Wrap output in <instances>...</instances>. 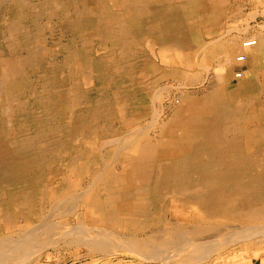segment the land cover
<instances>
[{
  "label": "rangeland",
  "instance_id": "rangeland-1",
  "mask_svg": "<svg viewBox=\"0 0 264 264\" xmlns=\"http://www.w3.org/2000/svg\"><path fill=\"white\" fill-rule=\"evenodd\" d=\"M102 2L0 0V88L13 82L18 86L16 97L13 94L8 98L6 93L2 94L4 89L0 92V242L13 245L24 240L27 255L24 261H19L5 252L8 259L0 264H162L161 256L157 262L150 261L141 251L130 255L124 246L129 240L150 242L156 234H163L161 229L166 231L173 226L176 237L183 238L182 246L185 243L190 249L195 243L201 247L218 246L231 231L254 226L231 219L233 214L226 217L212 214L216 206L208 203L216 195L208 192L206 198L202 189L207 185L213 187L211 182L217 180L228 182L226 187L235 190L237 201L244 199V205L251 204L249 213L256 220L252 224L264 225V210L258 204L261 199L264 201V146L250 145L247 151L242 136L244 132L256 134L248 137V141L257 140L264 132V60L259 73L246 76L244 70L250 69L257 49L253 47L245 53L242 48L243 41L264 37V0ZM96 28H101L98 30L101 34ZM213 37H223L229 42L228 51L234 54L229 73L219 74L222 60L219 61L218 54L214 59L206 58L211 48L208 43L217 40ZM30 52L35 53L37 63H31ZM67 59L69 62L64 65ZM214 93L220 96L222 105H212L209 115L205 109L203 113L197 112L201 103L204 105ZM109 97L113 100H107ZM220 112L228 115L229 122L221 123L219 128L226 134L216 137L213 143L217 147L223 145L218 155L213 151L215 146L209 148V138L204 132L207 118ZM188 113L193 117L186 123ZM188 131L190 136L186 137ZM130 138L137 139L125 148L124 142ZM163 142L169 144L171 155L158 153V143ZM205 142L207 151H203ZM229 156L238 161L231 176L226 174ZM131 158L135 159L133 164ZM161 166L170 167L164 171ZM108 177L112 178L106 186L109 188L100 184L97 188L108 191L99 193L103 198L111 193L116 195L112 201L103 200L107 213L113 214L111 220L88 209L90 200L83 196L90 188L93 190L96 182H106ZM114 220L127 223L117 226ZM200 227L202 232L198 230ZM192 228L201 232L196 235L197 240L190 237L191 233L187 236ZM104 236L108 238L103 246L107 254H103L102 248H91L90 252L86 241ZM263 244L264 237H260L220 247L207 254L200 264H264ZM174 261L173 264H178Z\"/></svg>",
  "mask_w": 264,
  "mask_h": 264
},
{
  "label": "bare ground",
  "instance_id": "bare-ground-1",
  "mask_svg": "<svg viewBox=\"0 0 264 264\" xmlns=\"http://www.w3.org/2000/svg\"><path fill=\"white\" fill-rule=\"evenodd\" d=\"M126 1V0H125ZM136 1V0H135ZM173 1V0H172ZM103 2H104V0H103ZM102 2V3H103ZM112 2V1H111ZM121 2H122V0H121ZM155 2V1H154ZM160 2V1H159ZM133 3V2H132ZM169 3V2H168ZM115 4V3H114ZM122 4H124V3H122ZM135 4V3H134ZM164 4H166V3H164ZM107 5V4H106ZM156 4H154V6H155ZM159 5V4H158ZM177 5H179V4H177ZM214 5V4H213ZM212 5V6H213ZM221 5V4H220ZM59 6V5H58ZM65 6V5H64ZM103 6V5H102ZM147 6V5H146ZM151 6V5H150ZM37 7V6H36ZM44 7V6H43ZM66 7V6H65ZM107 7V6H106ZM131 7V6H130ZM162 7V6H161ZM167 6H165V8H166ZM136 8V7H135ZM148 8V7H147ZM80 9V8H79ZM100 9V8H99ZM103 10H105L104 8H102ZM130 9V8H129ZM129 9H127V10H129ZM137 9V8H136ZM159 9V8H158ZM162 9H164V7L162 8ZM212 9H214V8H212ZM33 10V9H32ZM133 10V9H132ZM141 10V9H140ZM215 10V9H214ZM50 10L48 9V12H49ZM57 11H59V10H57ZM98 11V10H97ZM134 11H138V10H134ZM142 11V10H141ZM146 11H147V9H146ZM218 11V10H217ZM54 12V11H53ZM61 12V11H60ZM111 12V11H110ZM139 12V11H138ZM145 12V11H144ZM212 12H213V10H212ZM65 13V12H64ZM136 13V12H135ZM142 14H143V12H141ZM195 13H196V10H195ZM63 14V13H62ZM81 14V13H80ZM101 14V13H100ZM112 14V13H111ZM124 14V13H123ZM154 14V13H153ZM48 15V14H47ZM66 15V14H65ZM64 15V16H65ZM72 15V14H71ZM76 15H78V14H76ZM82 15H83V12H82ZM88 15V14H87ZM97 15V14H96ZM103 15H105V14H103ZM151 15V14H150ZM159 15H161V14H159ZM91 16V15H90ZM126 16H128L127 14H126ZM133 16V15H132ZM135 16V15H134ZM133 16V17H134ZM153 16V15H152ZM196 16H198V15H196ZM204 16V15H203ZM86 17V16H85ZM124 17V16H123ZM122 17V18H123ZM142 17H143V15H142ZM149 17H151V16H149ZM66 18V17H65ZM65 18H63V19H65ZM87 18V17H86ZM90 18V17H89ZM116 18H118V17H116ZM159 18V17H158ZM201 18H202V16H201ZM62 19V18H61ZM136 19V18H135ZM152 19H153V17H152ZM67 21H68V18L66 19ZM101 20V19H100ZM103 20V19H102ZM109 20V19H108ZM108 20H107V22H108ZM111 20V19H110ZM110 20H109V22H110ZM112 20H113V18H112ZM114 20H115V17H114ZM134 20V19H133ZM201 20V19H200ZM199 20V21H200ZM25 21V20H24ZM90 21H93V20H90ZM126 21H127V19H126ZM131 21H132V19H131ZM141 21V20H140ZM35 22V21H34ZM75 22V21H74ZM88 22V24L90 23L89 22V20L87 21ZM95 22V21H94ZM102 22V21H101ZM108 22V23H109ZM122 22V21H121ZM120 22V23H121ZM128 22V21H127ZM126 22V23H127ZM135 23L137 22V21H134ZM155 22V21H154ZM125 23V22H124ZM150 23V22H149ZM153 23V22H152ZM162 23H164V22H162ZM201 23V22H200ZM91 24V23H90ZM134 24V23H133ZM132 24V25H133ZM151 24V23H150ZM199 24V23H198ZM202 24V23H201ZM38 25V24H37ZM70 25V24H69ZM99 25V24H98ZM109 25V24H108ZM121 25V24H120ZM122 25H124V24H122ZM122 25H121V27H122ZM141 25V24H140ZM148 25V24H147ZM146 25V26H147ZM114 26V25H113ZM145 26V25H144ZM197 26H199V25H197ZM207 26V25H206ZM91 27V26H90ZM89 27V28H90ZM100 27V26H99ZM120 27V26H119ZM127 27V26H126ZM134 27V26H133ZM196 27V26H195ZM215 27H218V26H215ZM214 27V28H215ZM92 28V27H91ZM124 28V27H123ZM130 28V27H129ZM136 28V27H135ZM199 28V27H198ZM209 28V27H208ZM207 28V29H208ZM211 28V27H210ZM97 29V28H96ZM101 30V28H98L96 31H97V33L98 34H101V32H99L98 30ZM112 29H114V28H112ZM111 29V30H112ZM116 29V28H115ZM206 29V30H207ZM218 29H219V27H218ZM109 30H110V27H109ZM123 30V29H122ZM197 30H199V29H197ZM204 30H205V28H204ZM39 31V30H38ZM93 31V30H92ZM116 31H118V30H116ZM128 31H132V30H128ZM217 31V30H216ZM109 32V31H108ZM139 32V31H138ZM207 32V31H206ZM218 32V31H217ZM90 33H93V32H90ZM211 33V32H210ZM209 33V34H210ZM215 33V32H214ZM224 33V32H223ZM96 34V33H95ZM105 34H106V32H105ZM117 34V33H116ZM128 34V33H127ZM199 34V33H198ZM208 34V35H209ZM226 34V33H225ZM88 35H90L89 33H88ZM94 35V34H93ZM107 35V34H106ZM129 35V34H128ZM206 35V34H205ZM227 35V34H226ZM97 36V35H96ZM131 36H132V34H131ZM221 36V35H220ZM225 36V35H224ZM223 36V37H224ZM84 37V36H83ZM92 37V36H91ZM100 37V36H99ZM219 38V39H215L214 37V39L216 40V41H214V40H211V41H213L212 42V44H210V43H208L209 45L208 46H211V48H210V50L207 52V55H206V58L207 57H213V59H214V56H216L215 54H218V56L217 57H219V61L220 60H222L221 61V63L219 64V65H221L220 66V72H219V74H222V73H224V72H227V73H229V72H231L232 71V64H231V62H232V60H231V57L233 58V56H234V54H231V53H229V51H228V43H227V41H226V39L225 38ZM253 37V36H252ZM33 38V37H32ZM103 38H106V37H103ZM212 38V37H211ZM230 38V37H229ZM26 39V38H25ZM124 39V38H123ZM102 40V39H101ZM105 40V39H104ZM106 40H107V38H106ZM110 40V39H109ZM93 41V40H92ZM137 42H138V40H136ZM147 41V40H146ZM192 41H193V39H192ZM74 42H76V41H74ZM82 42V41H81ZM115 42V41H114ZM126 42H128V41H126ZM209 42H210V40H209ZM115 43H117L118 44V42H115ZM238 43V42H237ZM236 43V44H237ZM86 44V43H85ZM84 44V42H83V45H85ZM120 44V43H119ZM124 44H126L125 42H124ZM244 44V45H243ZM121 45V44H120ZM165 45V44H164ZM163 45V47H165ZM73 46H74V44H73ZM80 46V45H79ZM113 46V45H112ZM199 46V45H198ZM207 46V47H208ZM85 47V46H84ZM162 47V48H163ZM253 47H255L256 49H257V54H256V56H255V58L253 59V60H251L250 61V69L249 70H247V71H245L244 70V73L246 74V76L249 74V75H255V74H257V73H259V69H261L263 66H262V64H261V61L262 60H264V54H262V49H263V47H264V37H262V38H256V37H254V38H252V39H249V40H246V41H243V43H242V48L244 49V51H245V53H248V51L247 50H249L250 48H253ZM70 48H72V47H70ZM114 48V47H113ZM204 48V47H203ZM39 49V48H38ZM73 49V48H72ZM202 49V48H201ZM204 50L205 49H203V52H204ZM28 51V50H27ZM83 51V50H82ZM162 51V50H161ZM202 51V50H201ZM200 51V52H201ZM33 52V51H32ZM35 52V51H34ZM78 52V51H77ZM166 52V51H165ZM199 52V53H200ZM202 52V53H203ZM28 53V52H27ZM31 53V52H30ZM82 53V52H81ZM35 54V53H34ZM34 54L33 53H31V55H29L30 56V58H31V63L32 64H35V62H36V60H37V58L34 60ZM73 54H74V52H73ZM167 54V53H166ZM206 54V53H205ZM16 55V54H15ZM15 55H12V56H15ZM37 56H38V54H36ZM87 55V54H86ZM86 55H85V57H86ZM116 55V54H115ZM233 55V56H232ZM241 55V54H240ZM78 56H80V55H78ZM198 56V55H197ZM17 57V56H16ZM72 57V56H71ZM76 57V56H75ZM107 57H109V56H107ZM164 57V56H163ZM170 57V56H169ZM179 57V56H178ZM200 57H203V55L201 56V54H200ZM199 57V58H200ZM198 58V59H199ZM244 58H245V60L244 61H246V54L244 55ZM102 59H104V58H102ZM177 59V58H176ZM28 60V59H27ZM74 60V59H73ZM131 60V59H130ZM208 60V59H207ZM206 60V61H207ZM210 60V59H209ZM208 60V61H209ZM22 59L20 60V63H22ZM243 61V60H242ZM7 62V61H6ZM5 62V63H6ZM10 61H8V63H9ZM69 62V59H67L65 62H64V65L65 64H67ZM102 62H103V60H102ZM105 62V61H104ZM129 62V61H128ZM194 62V61H193ZM241 62V61H240ZM264 62V61H263ZM37 63V62H36ZM98 63H100V62H98ZM198 63V62H197ZM206 63V62H205ZM209 63V62H208ZM73 64V63H72ZM106 64V63H105ZM127 63H125V65H126ZM240 64V63H239ZM111 65V64H110ZM193 65H194V63H193ZM197 65H199V64H197ZM207 65H209V64H207ZM238 65V64H237ZM8 66V65H7ZM11 66V65H10ZM18 66V65H17ZM20 66V65H19ZM196 66V65H195ZM236 66V65H235ZM234 66V67H235ZM5 67H6V65H5ZM85 67V66H84ZM83 67V68H84ZM91 67V66H90ZM105 67V66H104ZM109 67H111V66H109ZM205 67V66H204ZM223 67V68H222ZM86 68V67H85ZM88 68V67H87ZM86 68V69H87ZM19 69V68H18ZM104 69V68H103ZM80 70H82V69H80L79 68V71ZM85 70V69H84ZM109 70V69H108ZM86 71V70H85ZM90 71H91V69H90ZM104 71V70H103ZM135 71V70H134ZM218 71V70H217ZM21 73V72H20ZM81 73V72H80ZM151 73V72H150ZM201 73V72H200ZM15 74V73H14ZM22 74V73H21ZM25 74H27V73H25ZM106 74V73H105ZM109 74V73H108ZM126 74V73H125ZM198 74V73H197ZM202 74V73H201ZM111 75V74H110ZM226 75H228V74H226ZM4 76V75H3ZM28 76V74L26 75V77ZM89 76V75H88ZM101 76V75H100ZM99 76V77H100ZM112 76V75H111ZM116 76V75H115ZM23 77H24V75H23ZM75 77V76H74ZM98 77V76H97ZM119 77V76H118ZM172 77V76H171ZM217 77V76H216ZM216 77H214V78H216ZM228 77H229V75H228ZM78 78V77H77ZM90 78H92V77H90ZM89 78V79H90ZM109 78V77H108ZM116 78V77H115ZM122 78V77H121ZM120 78V79H121ZM198 78V77H197ZM217 78H222V77H220V76H218ZM14 79V78H13ZM27 79V78H26ZM75 79V78H74ZM93 79V78H92ZM96 79H98V78H96ZM117 79V78H116ZM226 79H227V77H226ZM10 80V79H9ZM16 80V79H15ZM22 80V79H21ZM33 80V79H32ZM217 81L219 80V79H216ZM104 81V80H103ZM102 81V82H103ZM109 81V80H108ZM111 81V80H110ZM109 81V82H110ZM117 81V80H116ZM128 81V80H127ZM220 81V80H219ZM226 81V80H225ZM8 82V81H7ZM16 82V81H15ZM32 82V81H31ZM4 83V82H3ZM111 83V82H110ZM7 84V83H6ZM10 85H6L5 86V88H0V92L4 89V93H2V94H5L6 93V95L8 96V98L9 97H11V96H13V94H15L14 92H16L17 91V88H18V86H16V85H13L14 84V82H13V84H11V83H9ZM254 84V83H253ZM98 85V84H97ZM109 85V84H108ZM211 85V84H210ZM21 86V85H20ZM122 86H124L123 84H122ZM99 87V86H98ZM105 87H107V86H105ZM124 88V87H123ZM246 88V87H245ZM29 89V88H28ZM33 89H35V88H33ZM122 89V88H121ZM16 90V91H15ZM25 89H23V91H24ZM30 90V89H29ZM28 90V91H29ZM99 90V89H98ZM107 90V89H106ZM117 90V89H116ZM22 91V92H23ZM38 91V90H37ZM84 91V90H83ZM121 91V90H120ZM127 91V90H126ZM77 92V91H76ZM18 93V92H17ZM32 93H33V91H32ZM123 93H125V92H123ZM1 94V95H2ZM95 94V93H94ZM93 94V95H94ZM111 94H112V92H111ZM46 95V94H45ZM73 95V94H72ZM74 95H75V93H74ZM82 95V94H81ZM109 95V94H108ZM107 95V96H108ZM212 95V94H211ZM7 96H6V98H7ZM5 97V96H4ZM15 97H16V94H15ZM78 97V96H77ZM86 97V96H85ZM90 97V96H89ZM101 97V96H100ZM220 96L218 95V94H216V93H214V96H211V99L209 98L208 100H205V102H204V105H202V103H201V105H200V110H199V108H198V110L199 111H197V112H200V111H202V113H203V109H205L206 111H207V115H209V113L211 112L212 113V105L214 106H219V105H222V103H221V101L219 100L220 98H219ZM106 98V97H105ZM104 98V99H105ZM116 98V97H115ZM44 99V98H43ZM47 99V98H46ZM103 99V100H104ZM108 99H110V97L109 98H107V100ZM86 100V99H85ZM111 100V99H110ZM113 100V99H112ZM111 100V101H112ZM148 100V99H147ZM9 101V100H8ZM97 101V100H96ZM95 101V102H96ZM121 101V100H120ZM100 102V101H99ZM110 102V101H109ZM81 103H82V101H81ZM96 103H98V102H96ZM94 104V103H93ZM37 106V105H36ZM128 106V105H127ZM119 108H120V105H119ZM222 110H223V107L221 108ZM194 110V109H193ZM120 111H122V110H120ZM196 112V113H197ZM121 113V112H120ZM135 113V112H134ZM131 114V113H130ZM194 114V113H193ZM201 114V113H200ZM253 114V113H252ZM198 116V115H197ZM192 117H193V115H190L189 113H188V118H187V121H186V123L187 122H191L192 120ZM208 116H206L205 118H207ZM127 118V117H126ZM45 119V118H44ZM203 119H204V116H203ZM209 121L208 122H205L206 123V126L205 127H207V130H205V132L204 133H206V135H208V137L207 138H209V148H214V144L213 143H216V141H215V138L216 137H218V136H223L224 134H226V133H224V129H220L219 128V126L221 125V123L223 122H225V123H228L229 122V120H228V115L226 114V113H223V112H220V113H218L217 115H214L212 118L211 117H208L207 118ZM125 120V119H124ZM204 121V120H203ZM196 122L198 123L199 122V117H197V119H196ZM185 123V124H186ZM26 124V123H25ZM43 124V123H42ZM7 125V124H6ZM200 126H201V124H200ZM50 127H52V126H49V128ZM143 128V127H142ZM198 128V127H197ZM54 129L55 128H53V131H54ZM138 128H136V130H137ZM184 129V128H183ZM187 129V128H186ZM135 130V131H136ZM139 130H140V128H139ZM182 130V129H181ZM185 130V129H184ZM191 130V129H190ZM194 130V129H193ZM133 132H135L134 130H132ZM200 131H201V129H200ZM199 131V132H200ZM203 131V130H202ZM128 132H130V131H128ZM128 132H127V135H129V134H131V132L128 134ZM144 132H145V129H144ZM147 132V131H146ZM196 132V131H195ZM136 133V132H135ZM134 133V135H137V134H135ZM164 133V132H163ZM51 134V133H50ZM133 134V133H132ZM176 134H177V132H176ZM175 134V135H176ZM125 135V134H124ZM124 135L122 136V137H124ZM144 135V134H143ZM142 135V136H143ZM174 135V134H173ZM174 135V136H175ZM178 135V134H177ZM190 136V133H189V131L188 132H186V137L187 136ZM199 135V134H198ZM256 134H249L248 132H244L243 134H242V136H243V138H245V142H244V144H245V148L247 149V151L249 150V149H251V146L250 145H256V146H259V147H261V146H264V140H262L261 139V137H264V132H263V134H262V136L261 137H257V140H255V139H251L250 138V141H248V137H254ZM183 136V135H182ZM197 136V135H196ZM195 136V137H196ZM116 137V136H115ZM139 137V136H138ZM177 137V136H176ZM180 137V136H179ZM121 138V137H120ZM146 138V137H145ZM193 138V137H192ZM197 138V137H196ZM134 139H137V138H133V139H131L130 138V140L128 141V142H124V144H125V148L126 147H128V146H132L133 144H132V141L131 140H134ZM112 140V139H111ZM120 140V139H119ZM126 140H128V139H126ZM121 141V140H120ZM124 141V140H123ZM122 141V142H123ZM136 141V140H135ZM135 141H133V143L135 142ZM142 141V140H141ZM190 141V140H189ZM24 142V141H23ZM39 142H42V141H39ZM55 142V141H54ZM109 142V141H108ZM154 142V141H153ZM171 142V141H170ZM212 142V143H211ZM29 143V142H28ZM51 143V142H50ZM139 143H141V142H139ZM49 144V143H48ZM59 144V143H58ZM61 144V143H60ZM119 144L120 143H118V147H119ZM159 144V146L158 147H160L159 149H158V153L159 154H166V156L167 155H171V153H172V151H169V149H170V147H169V144L168 143H162L161 145H160V143H158ZM27 145V144H26ZM43 145V144H42ZM46 145V144H45ZM140 145V144H139ZM178 145H181V144H178ZM28 146V145H27ZM75 146V145H74ZM115 146V145H114ZM116 146H117V144H116ZM141 146V145H140ZM192 146V145H191ZM202 146L204 147V150L203 151H207L206 150V142H205V146H204V143L202 144ZM36 147V146H35ZM117 147V148H118ZM250 147V148H249ZM177 148V147H176ZM38 149V148H37ZM123 149V148H122ZM215 150H213L215 153H217L218 155L222 152V150H223V145L222 146H220V147H217V145L215 146V148H214ZM42 150V149H41ZM118 150V149H117ZM138 150V149H137ZM172 150V149H171ZM178 150V149H177ZM184 150V149H183ZM186 150V149H185ZM182 151V150H181ZM246 151V150H245ZM29 152V151H28ZM39 152V151H38ZM42 152V151H41ZM46 152H47V150H46ZM125 152V151H124ZM129 152V151H128ZM137 152V151H136ZM183 152V151H182ZM181 152V153H182ZM229 152V151H228ZM100 153H102V152H100ZM118 153V152H117ZM120 153H121V151H120ZM120 153H118V154H120ZM175 153H176V151H175ZM174 153V154H175ZM178 153H180V152H178ZM188 153V152H187ZM261 153V152H260ZM108 154V153H107ZM117 154V155H118ZM122 154V153H121ZM262 154H263V152H262ZM43 155V154H42ZM116 155V154H115ZM116 155V156H117ZM126 155V154H125ZM157 155V154H156ZM44 156V155H43ZM106 156V155H105ZM114 156V155H113ZM128 156H129V154H128ZM263 156H264V154H263ZM115 157V156H114ZM114 157H112V158H114ZM135 157H136V155H135ZM157 157V156H156ZM112 158H110L112 161H113V159ZM125 158V157H124ZM131 159H133V158H131ZM139 159V158H138ZM148 159V158H147ZM172 159V158H171ZM230 162V164H229V167H228V171H226V174L228 175V176H231L232 174H234L235 173V171H234V169L237 167V166H235V164L236 163H238V161H234V158H230V156L227 158ZM105 159H103V161H104ZM106 160H108V159H106ZM134 160L135 159H133V161H130V162H132V164H133V162H134ZM142 160V159H141ZM160 160V159H159ZM238 160V159H237ZM102 161V162H103ZM110 161V160H109ZM124 161V160H123ZM161 161V160H160ZM146 162V161H145ZM156 162V161H155ZM108 164V163H107ZM216 164V163H215ZM218 164V163H217ZM104 165V164H103ZM143 165V164H142ZM147 165V164H146ZM129 166V165H128ZM135 167V166H134ZM150 167V166H149ZM149 167H147V168H149ZM170 166H161V169H168ZM125 168V167H124ZM201 169H203L204 167H200ZM206 168H208V166L206 167ZM215 170H219V167L218 166H215V167H213ZM221 168V167H220ZM44 169V168H43ZM87 169V168H86ZM103 169H104V167H103ZM133 169V168H132ZM222 169V168H221ZM111 170V169H110ZM109 170V171H110ZM175 170V169H174ZM89 171V170H88ZM124 171H126V170H124ZM128 171V170H127ZM126 171V172H127ZM150 171V170H149ZM148 170H147V172H149ZM165 171V170H164ZM146 172V171H145ZM92 173V172H91ZM100 173V172H99ZM108 173V172H107ZM133 173V172H132ZM151 173V172H150ZM208 173V172H207ZM94 174H96V173H94ZM106 174V173H105ZM116 174V173H115ZM124 174V173H123ZM130 174V173H129ZM225 174V175H226ZM108 175V174H107ZM119 175V174H118ZM125 175V174H124ZM134 175V174H133ZM95 176V175H94ZM97 177V176H96ZM113 177V176H112ZM116 177V176H115ZM121 177H122V175H121ZM125 177H126V175H125ZM131 177V176H130ZM101 178V177H100ZM119 178V177H118ZM148 178H149V176H148ZM211 178V177H210ZM111 177H108L107 179H106V182L105 181H101V182H96V184H95V186H94V188H93V190H92V188H90L88 191H86V192H83L82 194H84V193H86V194H84L83 196L84 197H86V199L87 200H90V202H89V208L88 209H92V211L94 210L97 214H98V216L100 215V216H107L108 217V219L109 220H111L110 219V217L111 216H113V214L112 215H109L107 212H109V211H107L106 209H105V207L103 206V203H104V201L107 199V198H109V199H111L110 201H112V198L114 197V196H116V195H113L112 193L108 196V197H105V198H103V196H100L99 195V193H101V192H108V191H106V190H101V188H97V186H99L98 184H100L104 189L106 188V189H108L106 186L108 185V184H110L112 181H111ZM132 179V178H131ZM100 180V179H99ZM107 180H109L108 182H107ZM114 180L116 181V179L114 178ZM118 180V179H117ZM95 181V180H94ZM122 181V180H121ZM126 181V180H125ZM148 181H150V179L148 180ZM147 181V182H148ZM117 182V181H116ZM119 182V181H118ZM114 183V182H113ZM212 184H213V187H208V185L207 186H205V184H207V183H205V184H202V186H205V188L204 189H202V190H204V192L203 193H205V197L207 198L208 197V192H211V193H213L214 195H216L209 203H208V206H216V209L214 210V212L212 213V214H217L216 216H223V217H226V216H228V215H232L233 214V218H231V219H234V218H236V220H239V221H242V224H245V223H248V224H251V226L253 225L254 227H252L251 229L250 228H246V229H241V230H239L238 232H236V231H231L230 233L231 234H228V237H226L227 239H225L224 240V242H223V244L221 243V244H218V246L217 245H215V246H211L210 247V245H209V247L208 246H206L205 247V244H204V246L203 247H201V246H195L197 243H195V244H193V246L191 247V249H190V246L189 245H187L186 243H185V246H184V244H183V246L182 245H180V242H181V240H183V238L181 239V238H177L176 237V233H175V229H173L174 228V226H173V228L172 227H169V228H167L166 229V231L165 230H163V229H161L162 231V233L163 234H161V233H159V235H157L155 232V234H156V236H153V235H155L154 233H152L153 235V237H152V241H153V244L151 243L150 244V242H152V241H150V242H146V240H145V242H143V243H138L137 241H134V240H129V241H127L128 242V245L125 243V240L123 241V246H124V243L126 244L125 246H124V249H127V251L130 253V255H131V253H135V255L137 254V251H141V252H143L144 254H143V257L144 256H148V259H150V261H151V259H153V260H157L158 258H159V256H161V257H163L164 258V263L165 264H173V261H174V258H175V260L176 261H174V262H176V263H178V264H200L201 262H204L203 260H205L204 259V257H208V256H206L207 254L209 255V254H211V253H214V251H212V250H217L218 251V248H225V247H227V246H229L230 244H238V243H241L242 241H248V240H251V239H256V238H260V237H264V225L263 226H260V224H259V226L257 227V225L256 224H252V223H255L256 222V220H252L251 219V217H252V214L251 213H249L252 209H251V204H245L244 205V199H241V200H238V201H240V202H238L236 199H235V195H236V193H235V190L233 189V188H231V187H226V185H227V183L228 182H222V181H219V180H217V181H212L211 182ZM210 183V184H211ZM118 184H120V183H118ZM128 184V183H127ZM146 184V183H145ZM232 184V183H231ZM122 185H123V183H122ZM64 186V185H63ZM140 186V185H139ZM138 186V187H139ZM195 186V185H194ZM200 186V185H199ZM7 187V186H6ZM116 187V186H115ZM1 188V187H0ZM110 188H113V187H111L110 186ZM118 188V187H117ZM199 187H197V189H198ZM85 189V188H84ZM121 189V188H120ZM141 189V188H140ZM139 189V190H140ZM143 189V188H142ZM183 189L184 188H182V190L181 191H183ZM186 189L187 188H185V191H186ZM110 190V189H109ZM113 191H114V188H113ZM120 191V190H119ZM179 191V190H178ZM192 191V190H191ZM123 192V191H122ZM173 192V191H172ZM202 192V191H201ZM140 193H141V191H140ZM189 193H191V192H189ZM193 193H194V191H193ZM81 194V195H82ZM105 194V193H104ZM109 194V193H108ZM124 194V193H123ZM122 194V195H123ZM126 194H128V193H126ZM166 194V193H165ZM168 194V193H167ZM171 194V193H170ZM179 194H181V193H179ZM179 194H177V195H179ZM188 194V193H187ZM186 194V195H187ZM80 195V196H81ZM119 195V194H118ZM131 195V194H130ZM132 195H133V192H132ZM177 195H175V196H177ZM74 196V195H73ZM82 196V197H83ZM144 196V195H143ZM172 196H173V194H172ZM179 196H181V195H179ZM70 197V196H69ZM100 197L101 198H103V199H101V200H99L100 199ZM118 198H119V196H117ZM127 197H129L128 195H127ZM132 197V196H131ZM184 197H188V196H184ZM202 197H203V195H202ZM89 198V199H88ZM124 198H126L125 196H124ZM135 198V197H134ZM144 198V197H143ZM105 199V200H104ZM114 199V198H113ZM136 199V198H135ZM185 199V198H184ZM194 199V198H193ZM196 199V198H195ZM199 199L200 200H202L201 199V197H199ZM104 200V201H103ZM177 200V199H176ZM191 200V199H190ZM206 200V199H205ZM247 200V199H246ZM76 201V200H75ZM103 201V202H102ZM118 201V200H117ZM133 201V200H132ZM181 201H182V199H181ZM102 202V203H101ZM119 202V201H118ZM117 202V203H118ZM128 202V201H127ZM130 202V201H129ZM128 202V203H129ZM183 202H185V200L183 201ZM189 202V201H188ZM191 202V201H190ZM122 203V202H121ZM136 203V202H135ZM186 203V202H185ZM199 203V202H198ZM123 204V203H122ZM131 204L133 205V203L131 202ZM259 204V206H260V208H262L263 210H264V201L261 199L260 200V202L258 203ZM124 205V204H123ZM126 205V204H125ZM181 205V204H180ZM198 205V204H197ZM105 206H107V205H105ZM131 206V205H130ZM173 205H171V207H172ZM195 206H196V204H195ZM122 208H124V207H122ZM126 208V207H125ZM178 208V207H177ZM196 208V207H195ZM136 209H138V208H136ZM140 209V208H139ZM188 209V208H187ZM128 211V210H127ZM134 211V210H133ZM141 211V210H140ZM184 211V210H183ZM191 211V210H190ZM188 212H189V210H188ZM187 212V213H188ZM190 213V212H189ZM63 214V213H62ZM127 214V213H126ZM152 214V213H151ZM262 214L264 215V213L262 212ZM61 215V214H60ZM53 216V215H52ZM56 216V215H55ZM65 216V215H64ZM124 216V215H123ZM149 216H151V215H149ZM155 216V215H154ZM46 217V216H45ZM107 217H105V219L107 220ZM158 217V216H157ZM156 217V218H157ZM101 218V217H100ZM111 218H114V217H111ZM119 219V218H118ZM133 219V218H132ZM147 220V219H146ZM53 221V220H52ZM135 221V220H134ZM150 220H148V222H149ZM152 221V220H151ZM200 221V220H199ZM205 221V220H204ZM60 222V221H59ZM109 222V221H108ZM129 222H130V220H129ZM128 222V223H129ZM131 222H132V220H131ZM215 222V221H214ZM53 223H55V222H53ZM58 223V222H57ZM61 223V222H60ZM113 223L114 224H116L117 226H120V225H124L125 223H127L126 221H124V220H121V221H119V220H114L113 221ZM123 223V224H122ZM134 223V222H133ZM138 223H140V222H137V224ZM159 223V222H158ZM166 223V222H165ZM203 223V222H202ZM130 224V223H129ZM135 224H136V222H135ZM136 224V225H137ZM150 224V223H149ZM167 224V223H166ZM165 224V225H166ZM204 224V223H203ZM207 224V223H206ZM210 224V223H209ZM52 225V224H51ZM55 225V224H54ZM54 225H53V227H54ZM115 225V226H116ZM148 225V224H147ZM256 225V226H255ZM262 225V224H261ZM43 226V225H42ZM46 226V225H45ZM61 226V225H60ZM59 226V227H60ZM140 226V225H139ZM163 226V225H162ZM168 226V225H167ZM189 226V225H188ZM206 226H208V225H206ZM210 226V225H209ZM250 226V225H249ZM39 227H41V226H39ZM56 227H57V225H56ZM141 227V226H140ZM149 227H150V225H149ZM232 227H234V226H232ZM235 227H236V225H235ZM35 228V227H34ZM73 228V227H72ZM119 229H120V227H118ZM126 228V227H125ZM136 228H137V226H136ZM139 228V227H138ZM142 228V227H141ZM240 228V227H239ZM189 229V228H188ZM193 229V228H192ZM198 229V228H197ZM201 227H200V229H198L199 231H201ZM81 230V229H80ZM175 230V231H174ZM197 230V231H198ZM209 230V229H208ZM49 231V230H48ZM58 231V230H57ZM79 231V230H78ZM78 231H76L77 233H78ZM82 231H84V229L82 230ZM98 231V230H97ZM137 231V230H136ZM159 231V230H158ZM196 231V228L195 229H193V230H191V232H189V234H187V236L188 235H190V233L192 234V235H190V237L193 239V237H194V240H197V239H195V237H197L198 236V233L199 232H197ZM102 232H103V230H102ZM135 232V231H134ZM197 232V233H196ZM202 232V231H201ZM200 232V233H201ZM57 233V232H56ZM113 233V232H112ZM158 233V232H157ZM182 233V232H181ZM199 233V234H200ZM52 234V233H51ZM75 234V233H74ZM81 234H82V232H81ZM93 234V233H92ZM95 234V233H94ZM97 234V233H96ZM29 235V234H28ZM151 235V234H150ZM178 235V234H177ZM182 235V234H181ZM184 235H185V233H184ZM197 235V236H196ZM230 235V236H229ZM26 236V235H25ZM51 236V235H50ZM116 236V235H115ZM147 236V235H146ZM145 236V237H146ZM127 237V236H126ZM134 237V236H133ZM179 237V236H178ZM186 237V236H185ZM201 237V236H200ZM70 238V237H69ZM68 238V239H69ZM73 238H75V237H73ZM86 238V237H85ZM83 239L84 241H86V239ZM110 238V237H109ZM136 238V237H135ZM198 238V237H197ZM12 238H10V240H11ZM40 239H41V237H40ZM56 239V238H55ZM72 239V238H71ZM70 239V240H71ZM13 240V239H12ZM74 240V239H73ZM76 240V239H75ZM78 240V239H77ZM79 240H81V238L79 239ZM110 240H112V239H110ZM123 240V239H122ZM128 240V239H127ZM138 240V239H137ZM150 240V239H149ZM199 240V239H198ZM201 240V239H200ZM222 240V239H221ZM220 240V241H221ZM8 241V240H7ZM17 241H19V240H17ZM17 241H15V243L16 244H13V245H9V244H3V243H1L0 242V263H2L1 261H3V260H6V259H8V258H6L5 256H6V254H5V252H10L11 253V256L12 255H14V259H17V260H19V261H24L25 259H26V257H27V255L25 254V244H26V242H23L24 240H22V242H18L17 243ZM68 241V240H67ZM82 241V240H81ZM80 241V242H81ZM107 241H108V238H106L105 236H104V239H98L97 241H93V240H87L86 241V244H87V246H86V244H85V246L86 247H88V248H90V252H92L93 251V249L91 250V248H94V249H100V248H102V249H104V247L103 246H105L106 245V243H107ZM263 241V240H262ZM45 242V241H44ZM198 242V241H197ZM43 243V242H42ZM82 243H84V242H82ZM109 243H110V241H109ZM203 243H205V242H203ZM207 243V242H206ZM263 243V242H262ZM66 244V243H65ZM189 244V243H188ZM199 244H201L200 242L198 243V245ZM83 245V244H82ZM115 245H117V244H115ZM119 245V244H118ZM208 245V244H207ZM264 245V244H263ZM81 246V245H80ZM107 246H108V244H107ZM122 246V245H121ZM260 246V245H259ZM110 247V246H109ZM112 247H114V246H112ZM119 248V247H118ZM105 249L107 250V248L105 247ZM105 249L104 250H102V251H104L103 252V254L105 253V254H107L106 252H105ZM101 250V249H100ZM109 250V249H108ZM100 253V252H99ZM96 255V254H95ZM134 255V254H133ZM138 255V254H137ZM141 255H142V253H141ZM177 256V257H176ZM161 257L159 258V259H161ZM210 257V256H209ZM257 257H258V254H257ZM147 258V257H146ZM254 258V257H253ZM261 258V257H260ZM233 259V258H232ZM147 260V259H146ZM234 260V259H233ZM264 260V259H263ZM149 261V260H148ZM149 261V262H150ZM237 261V260H236ZM17 262V261H16ZM157 262V261H156ZM155 262V263H156ZM160 263H161V261H159ZM158 262V263H159ZM219 262V261H218ZM228 262V261H227ZM164 263H162V264H164ZM238 264H242V262H237ZM213 264V263H212ZM223 264H229V263H223ZM231 264H235V263H231Z\"/></svg>",
  "mask_w": 264,
  "mask_h": 264
}]
</instances>
